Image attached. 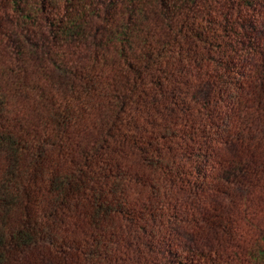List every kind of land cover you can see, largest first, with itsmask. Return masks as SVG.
<instances>
[{
	"label": "trees",
	"instance_id": "1",
	"mask_svg": "<svg viewBox=\"0 0 264 264\" xmlns=\"http://www.w3.org/2000/svg\"><path fill=\"white\" fill-rule=\"evenodd\" d=\"M0 264H264V0H0Z\"/></svg>",
	"mask_w": 264,
	"mask_h": 264
}]
</instances>
